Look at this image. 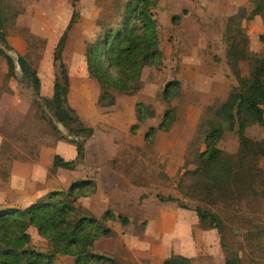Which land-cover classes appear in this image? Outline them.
Masks as SVG:
<instances>
[{"label": "rangeland", "instance_id": "rangeland-1", "mask_svg": "<svg viewBox=\"0 0 264 264\" xmlns=\"http://www.w3.org/2000/svg\"><path fill=\"white\" fill-rule=\"evenodd\" d=\"M6 2L18 13L7 26L11 50L6 51L15 61L19 55H28L40 79L43 97L52 94L53 50L72 13L78 14L77 23L68 33L62 62L69 75V104L94 133L85 143L84 160L74 171L51 170L54 155L73 160L75 152L71 155V145L57 140L35 117L32 90L19 83L18 67L16 80L7 84L3 81L5 65L0 57V98L9 100L7 97L12 96L11 104L0 112V206L25 207L51 190L65 191L72 181L93 179L96 191L91 197L96 199H80L79 214L87 212L100 218L111 210L130 219L126 226L117 220L106 223L115 231L112 238L116 239L117 250L113 254L104 251L102 255L119 264H162L171 254L190 258L191 264H224L227 253L220 247L217 232L199 229L196 203L183 199L176 186L185 170L184 160L191 158L189 145L201 114L208 106L218 105L236 85L225 63L222 34L228 17L239 9L249 13L253 0H161L154 13L163 65L159 69L146 68L141 90L134 96L117 94L110 108L97 105L99 87L87 77L83 51L85 41L93 34L94 19L109 7L111 0H80L76 6L71 0ZM262 12L241 24L250 49L256 53L264 52V42L260 40L264 38V8ZM174 16L177 19L172 21ZM185 64L186 75L182 72ZM194 74L198 80H189L188 76ZM172 80L180 82V90L170 103H165L162 92ZM138 102L148 105L152 116L131 133L130 127L136 123L134 105ZM168 106L175 114L171 129L156 132L153 143H145V132L158 126ZM250 135L256 138L252 132ZM217 148L221 157L233 160L237 152L235 134L225 132ZM193 168V164L188 167ZM158 195L171 196L187 209H181L179 202H162ZM258 214L262 216L253 219L248 211L246 217L253 223L264 219V201ZM251 226L233 225V231H226L225 243L239 251L242 264H264V239L247 243ZM28 232L30 247L46 252L47 242L34 228ZM56 264H73V260L58 256Z\"/></svg>", "mask_w": 264, "mask_h": 264}, {"label": "trees", "instance_id": "trees-1", "mask_svg": "<svg viewBox=\"0 0 264 264\" xmlns=\"http://www.w3.org/2000/svg\"><path fill=\"white\" fill-rule=\"evenodd\" d=\"M79 1L71 0L74 6ZM160 1L111 0L109 7L94 19L95 28L84 43L83 57L87 77L99 87L98 107H113L117 94L136 95L142 88L143 71L162 67L164 54L154 13ZM253 5L249 13L239 9L227 19L222 34L226 44L224 57L236 85L218 105L208 106L201 114L195 138L189 145L191 158L184 160L185 170L176 186L183 199L196 203L194 212L199 229L217 232L220 247L227 253L224 264H242L239 251L225 243L226 231H233V225H252L246 236L248 244L264 239V226L261 225L264 219L253 223L252 218L246 217L248 211L254 215L253 219L262 216L258 209L264 201V52L250 49L248 35L241 25L263 13L264 0H253ZM17 14L6 0H0L3 81L7 84L16 80V67L20 69L19 83L32 90L35 117L57 140L75 148L73 160L54 155L51 170L74 171L84 160L85 143L94 133L69 104V75L62 62L68 33L77 23L78 14L72 13L53 50L50 97L40 94V79L28 55H19L15 61L6 51L11 50L7 43V26ZM176 19L174 16L172 21ZM260 40L264 42L263 37ZM243 67L246 68L244 73ZM179 90L178 80L169 81L162 92L163 101L170 103ZM169 107L158 126L145 132V143L152 144L156 132L171 129L175 114ZM134 113L136 123L130 127L131 133L138 131L152 116L150 107L141 102L134 105ZM225 132L236 136L237 152L233 160L221 157L218 152L217 146ZM190 164L195 168L188 169ZM95 191L96 183L92 179H77L65 191L51 190L25 207L0 206V264H56L58 256L72 258L73 264H119L112 257L94 253V244L115 236V231L106 223L117 220L126 226L129 220L122 214L115 216L111 210H106L100 218L87 212L79 214V200L90 198ZM157 197L162 202H179L181 209H187L171 196ZM30 228L47 242L46 252L30 247ZM162 264H191V259L171 254Z\"/></svg>", "mask_w": 264, "mask_h": 264}, {"label": "crops", "instance_id": "crops-1", "mask_svg": "<svg viewBox=\"0 0 264 264\" xmlns=\"http://www.w3.org/2000/svg\"><path fill=\"white\" fill-rule=\"evenodd\" d=\"M186 66H188V65H186L185 64V67H183L182 68V72H183V74L184 75H186L185 74V71H186ZM185 68V69H184ZM188 79L189 80H191V81H196V80H198V78H197V75L196 74H194L193 76H191V75H189L188 76ZM3 96V95H2ZM4 96H6V95H4ZM51 96V95H50ZM7 98H9V100H7V99H5V98H3V97H1L0 98V112H2L3 111V108L7 105V107L11 104L10 102H11V99H12V96H10V97H7ZM0 143H1V137H0ZM69 151H70V153H71V155L72 154H74V152H75V148L71 145L70 147H69ZM73 149H74V151H73ZM93 180V179H92ZM94 181V180H93ZM95 183H96V181H95ZM96 196H93V197H91V198H88V201H94L96 198H95ZM103 199V198H102ZM97 202V200L95 201V203ZM15 206V205H14ZM89 212V211H88ZM90 213V212H89ZM113 214L115 215V216H117L118 214L116 213V212H113ZM129 221H130V219H129ZM113 239V242H111L110 240H112ZM105 242V244H101V242ZM115 241H116V239L115 238H109V239H100L99 241H97L95 244H94V250H93V252L94 253H96V254H101L102 252L104 253V251L106 252V253H110V254H113L114 252H116V250H117V248H116V243H115ZM167 258V257H166Z\"/></svg>", "mask_w": 264, "mask_h": 264}, {"label": "water", "instance_id": "water-1", "mask_svg": "<svg viewBox=\"0 0 264 264\" xmlns=\"http://www.w3.org/2000/svg\"><path fill=\"white\" fill-rule=\"evenodd\" d=\"M17 68V67H16Z\"/></svg>", "mask_w": 264, "mask_h": 264}]
</instances>
